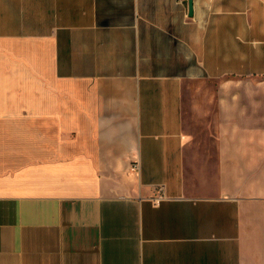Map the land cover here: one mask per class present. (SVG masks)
I'll return each instance as SVG.
<instances>
[{
  "label": "crops",
  "instance_id": "crops-1",
  "mask_svg": "<svg viewBox=\"0 0 264 264\" xmlns=\"http://www.w3.org/2000/svg\"><path fill=\"white\" fill-rule=\"evenodd\" d=\"M193 1L0 0V264H264V0Z\"/></svg>",
  "mask_w": 264,
  "mask_h": 264
},
{
  "label": "rangeland",
  "instance_id": "rangeland-1",
  "mask_svg": "<svg viewBox=\"0 0 264 264\" xmlns=\"http://www.w3.org/2000/svg\"><path fill=\"white\" fill-rule=\"evenodd\" d=\"M259 80H263L264 81V78H262V79H259ZM211 83H206V82H204V81H199V80H195V81H193V82H191V83H189L188 84V92H186L187 94H186V96H187V98H189L190 100L194 97V91H193V88L194 87H199V86H208V85H210Z\"/></svg>",
  "mask_w": 264,
  "mask_h": 264
},
{
  "label": "built area",
  "instance_id": "built-area-1",
  "mask_svg": "<svg viewBox=\"0 0 264 264\" xmlns=\"http://www.w3.org/2000/svg\"><path fill=\"white\" fill-rule=\"evenodd\" d=\"M134 170H138V166L137 164L133 166ZM158 191H159V197H157L155 199V203H157L159 200L163 199L165 197V186H160L158 187Z\"/></svg>",
  "mask_w": 264,
  "mask_h": 264
},
{
  "label": "water",
  "instance_id": "water-1",
  "mask_svg": "<svg viewBox=\"0 0 264 264\" xmlns=\"http://www.w3.org/2000/svg\"><path fill=\"white\" fill-rule=\"evenodd\" d=\"M194 12V1L190 0V14L192 15Z\"/></svg>",
  "mask_w": 264,
  "mask_h": 264
}]
</instances>
